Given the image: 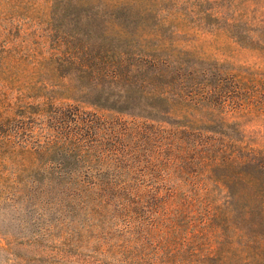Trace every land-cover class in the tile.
<instances>
[{
    "label": "trees",
    "instance_id": "1",
    "mask_svg": "<svg viewBox=\"0 0 264 264\" xmlns=\"http://www.w3.org/2000/svg\"><path fill=\"white\" fill-rule=\"evenodd\" d=\"M189 2L49 0L41 84L0 114L56 218L29 246L64 229L45 264H264V75L190 46ZM228 8L194 25L263 52Z\"/></svg>",
    "mask_w": 264,
    "mask_h": 264
},
{
    "label": "rangeland",
    "instance_id": "2",
    "mask_svg": "<svg viewBox=\"0 0 264 264\" xmlns=\"http://www.w3.org/2000/svg\"><path fill=\"white\" fill-rule=\"evenodd\" d=\"M222 5L237 12L249 9L264 20V0H191L184 6L189 13V18L183 21L188 44L198 52L222 61L253 66L264 75V50L260 53L242 48L228 34L211 31L212 25L208 27L209 31L194 25L204 12ZM234 10L228 8L226 12L235 14ZM48 11L49 0H0V114L8 102L14 103L17 98L36 94L41 84L42 60L54 47L43 37ZM261 32L264 38V26ZM3 121L0 141L7 136L19 142L26 136L18 135L10 121ZM7 148L0 146V264H45L34 250L38 252L43 248L44 256L55 252L62 246L58 238L64 229L58 227L53 237L42 240L37 247L29 246L28 238L37 231L40 222L49 224L52 220L53 224L56 218L48 213L41 216L50 206L37 192L38 183L31 174L33 168L27 164L25 150L18 148L10 154ZM100 260L112 264L104 257Z\"/></svg>",
    "mask_w": 264,
    "mask_h": 264
}]
</instances>
